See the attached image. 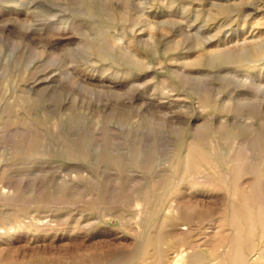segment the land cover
Segmentation results:
<instances>
[{
  "label": "rangeland",
  "instance_id": "rangeland-1",
  "mask_svg": "<svg viewBox=\"0 0 264 264\" xmlns=\"http://www.w3.org/2000/svg\"><path fill=\"white\" fill-rule=\"evenodd\" d=\"M0 264H264V0H0Z\"/></svg>",
  "mask_w": 264,
  "mask_h": 264
}]
</instances>
